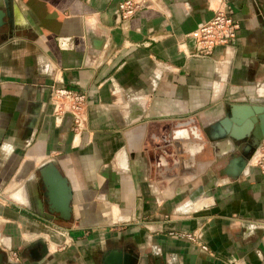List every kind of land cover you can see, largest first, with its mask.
I'll return each instance as SVG.
<instances>
[{"label": "crops", "instance_id": "0c3cea01", "mask_svg": "<svg viewBox=\"0 0 264 264\" xmlns=\"http://www.w3.org/2000/svg\"><path fill=\"white\" fill-rule=\"evenodd\" d=\"M119 1L10 0L0 245L40 241L28 264H103L126 246L148 264H264V171L221 174L241 142L209 137L231 104L264 105V0H155L126 20ZM222 1L236 38L199 57L193 33ZM52 86L86 92L79 134L55 115ZM48 161L71 189L68 219L38 206Z\"/></svg>", "mask_w": 264, "mask_h": 264}, {"label": "water", "instance_id": "95a60500", "mask_svg": "<svg viewBox=\"0 0 264 264\" xmlns=\"http://www.w3.org/2000/svg\"><path fill=\"white\" fill-rule=\"evenodd\" d=\"M5 11L0 12V26L5 24L4 16L10 18V0L0 2ZM11 26V21H7ZM264 105L249 103L231 104L226 115L214 124L210 125L209 137L211 139H224L226 136L245 143L242 151L237 152L227 160L219 170L221 174L236 177L249 166V161L264 139ZM249 137H251L250 141ZM41 175V200L38 201L39 208L43 207V201L47 204L50 213H58L59 217L68 219L71 212L70 200L71 189L67 178L64 177L52 161H48L39 169ZM211 185L208 184V187ZM201 191V188L197 191ZM196 192V193H197ZM41 213V212H39ZM103 264H148L147 256L129 249L128 253L122 249H110L103 258Z\"/></svg>", "mask_w": 264, "mask_h": 264}, {"label": "built area", "instance_id": "2783aa9c", "mask_svg": "<svg viewBox=\"0 0 264 264\" xmlns=\"http://www.w3.org/2000/svg\"><path fill=\"white\" fill-rule=\"evenodd\" d=\"M155 0H120L117 5L119 17L122 20L133 17L142 8L153 5ZM240 23L233 17L232 8L226 3L221 2L215 9L213 17L205 23H202L194 31L196 44V55L205 57L212 53L217 46H228L236 38ZM50 100L56 116L69 114L72 117L74 133L79 134L86 121L87 94L67 86H52L50 91ZM257 165L264 171V151L256 150ZM255 164V162H254ZM57 231L64 232L62 226H57ZM184 236L195 239L191 233H182ZM198 241V239L196 240ZM200 243V242H198ZM206 248L204 244H201Z\"/></svg>", "mask_w": 264, "mask_h": 264}, {"label": "flooded vegetation", "instance_id": "af4514ba", "mask_svg": "<svg viewBox=\"0 0 264 264\" xmlns=\"http://www.w3.org/2000/svg\"><path fill=\"white\" fill-rule=\"evenodd\" d=\"M251 137H249L248 142ZM245 146V143H240L238 147V152L242 151V148ZM130 249L128 246L125 247L126 251ZM125 251V252H126ZM27 254V255H26ZM43 256L44 253L40 247V241L35 242L31 246L23 247H7L6 245H0V264H28V261L24 263L23 258H31V256ZM157 263V262H156Z\"/></svg>", "mask_w": 264, "mask_h": 264}, {"label": "rangeland", "instance_id": "374dc122", "mask_svg": "<svg viewBox=\"0 0 264 264\" xmlns=\"http://www.w3.org/2000/svg\"><path fill=\"white\" fill-rule=\"evenodd\" d=\"M87 116V115H86ZM87 118V117H86ZM74 128V125L72 124V129ZM84 129V128H83ZM74 130V129H73ZM242 143V142H241ZM256 150H258V151H264V139L263 140H261V142H260V144H259V146L257 147V149ZM255 153V152H254ZM254 153H253V155H254ZM257 154H258V152H257ZM257 154L254 156L255 158H254V161L252 162V163H254L255 162V166H258L257 165V162H256V158H257ZM252 155V156H253ZM259 167V166H258ZM260 168V167H259ZM261 169V168H260Z\"/></svg>", "mask_w": 264, "mask_h": 264}, {"label": "bare ground", "instance_id": "6f19581e", "mask_svg": "<svg viewBox=\"0 0 264 264\" xmlns=\"http://www.w3.org/2000/svg\"><path fill=\"white\" fill-rule=\"evenodd\" d=\"M263 121H264V114H263ZM257 154V152L256 153H254V155L251 157V159H250V161L249 162H253L254 161V156ZM215 181V178H213L208 184H212L213 182ZM209 187L207 186L206 187V189H208Z\"/></svg>", "mask_w": 264, "mask_h": 264}]
</instances>
